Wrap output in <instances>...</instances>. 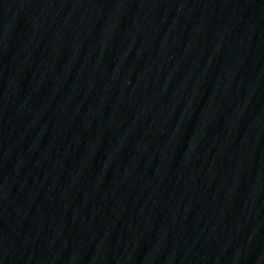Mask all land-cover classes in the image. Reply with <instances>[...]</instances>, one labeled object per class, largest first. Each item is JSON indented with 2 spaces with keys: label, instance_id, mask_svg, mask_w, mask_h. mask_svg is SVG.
Returning <instances> with one entry per match:
<instances>
[{
  "label": "water",
  "instance_id": "obj_1",
  "mask_svg": "<svg viewBox=\"0 0 264 264\" xmlns=\"http://www.w3.org/2000/svg\"><path fill=\"white\" fill-rule=\"evenodd\" d=\"M0 264H264V0H0Z\"/></svg>",
  "mask_w": 264,
  "mask_h": 264
}]
</instances>
